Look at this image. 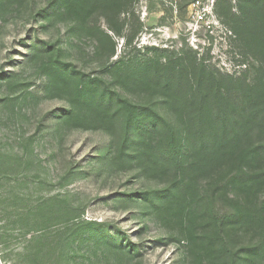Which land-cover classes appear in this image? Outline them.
Returning <instances> with one entry per match:
<instances>
[{
    "label": "trees",
    "instance_id": "obj_1",
    "mask_svg": "<svg viewBox=\"0 0 264 264\" xmlns=\"http://www.w3.org/2000/svg\"><path fill=\"white\" fill-rule=\"evenodd\" d=\"M133 4L53 0L101 62L100 74L84 72L61 58L57 43L35 42L46 91L68 94L60 119L105 132L109 166L136 168L163 185L138 198L185 248L203 247L208 264H264V0H238L235 13L216 3L217 19L253 62L242 61L237 74L190 49L141 54ZM118 39L123 50L111 61Z\"/></svg>",
    "mask_w": 264,
    "mask_h": 264
},
{
    "label": "rangeland",
    "instance_id": "obj_2",
    "mask_svg": "<svg viewBox=\"0 0 264 264\" xmlns=\"http://www.w3.org/2000/svg\"><path fill=\"white\" fill-rule=\"evenodd\" d=\"M193 1L134 0L133 46L141 54L151 46L194 50L229 74L251 65L215 12L214 26L191 20ZM219 1L236 12L238 0ZM52 2L0 0V264H208L203 247L185 248L138 198L162 184L109 166L105 132L60 119L68 94L46 91L35 42L57 43L61 58L84 72L100 74L101 62Z\"/></svg>",
    "mask_w": 264,
    "mask_h": 264
},
{
    "label": "built area",
    "instance_id": "obj_3",
    "mask_svg": "<svg viewBox=\"0 0 264 264\" xmlns=\"http://www.w3.org/2000/svg\"><path fill=\"white\" fill-rule=\"evenodd\" d=\"M219 0H194L191 3L190 18L205 25L214 26L217 19L214 15V6Z\"/></svg>",
    "mask_w": 264,
    "mask_h": 264
}]
</instances>
